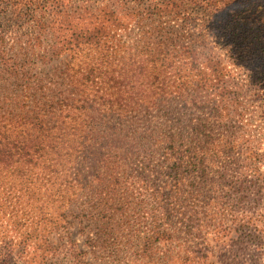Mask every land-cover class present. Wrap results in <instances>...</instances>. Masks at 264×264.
<instances>
[{
	"label": "rangeland",
	"instance_id": "374dc122",
	"mask_svg": "<svg viewBox=\"0 0 264 264\" xmlns=\"http://www.w3.org/2000/svg\"><path fill=\"white\" fill-rule=\"evenodd\" d=\"M131 7L127 22L133 53L143 44L164 59L154 73L160 72L166 87L164 108L175 110L177 121L163 119L161 125L166 132L176 128L174 148L165 135L144 153L139 141L135 152L122 141V151L113 153L111 168L100 180L90 172L72 178L70 169L59 167L53 196L34 182L37 175L31 174L28 184L14 170L1 169L0 250L16 251L29 236L48 240L49 247L40 240L28 250L38 244L51 264H170L168 259L174 264H262L250 255L264 248L263 90L230 59L206 27L205 14L189 0L181 6L186 19L172 21L147 13L146 4ZM34 30L30 16L0 7V129L5 114L19 111L24 94L34 93L41 80L52 83L69 59L44 58L43 50L33 46ZM168 31H174V40ZM185 46L197 53L202 72L181 54ZM209 59L225 65L221 89L201 83V77L206 84L213 79ZM175 161L183 165L174 169ZM66 182L71 185L63 198L57 188ZM155 225L170 237L145 250L144 237ZM252 233L262 241L247 242Z\"/></svg>",
	"mask_w": 264,
	"mask_h": 264
},
{
	"label": "trees",
	"instance_id": "16d2710c",
	"mask_svg": "<svg viewBox=\"0 0 264 264\" xmlns=\"http://www.w3.org/2000/svg\"><path fill=\"white\" fill-rule=\"evenodd\" d=\"M205 14L209 32L230 59L243 68L250 81L264 92V0H189ZM183 0H0V7L12 13L19 11L30 16L35 28L34 47L42 49V56L50 59L66 55L69 58L52 83H42L34 93L24 94L16 114H5L0 129V170H14L22 183L34 181L51 191L57 185L58 168L70 169L72 178L86 172L94 178H103V170L111 168L113 153L122 151L126 141L129 151H142L160 144L162 136L170 138V148L177 137L173 125L168 132L161 125L175 123V110L165 107L166 87L157 68H161L160 52L140 45L135 53L128 41L132 3L146 4L147 13L165 21L186 19ZM174 30V29H173ZM174 40V31H168ZM163 35V34H162ZM165 40L168 35L165 34ZM164 36H162L163 38ZM145 41V40H144ZM48 47L45 51V44ZM162 42H157L161 46ZM154 44V43H153ZM152 43L150 44L151 48ZM186 49V50H185ZM182 55L191 59L192 69L198 68V55L185 46ZM82 55V62H73ZM146 55V58H145ZM164 60V59H163ZM212 78L202 85L223 88L219 80L224 76L223 61L209 59ZM152 67L154 75L147 74ZM78 67L79 72L70 70ZM165 89V90H164ZM222 91H224L222 89ZM101 123V124H100ZM2 130V133H1ZM182 135L181 131L178 135ZM139 141V149L135 143ZM120 142V143H119ZM191 148H189V151ZM190 159L193 158L189 154ZM181 159V158H180ZM192 160L188 162L190 166ZM175 161L173 167L182 166ZM43 174L44 177L39 175ZM62 185V184H61ZM71 183L58 186L65 197ZM65 191V192H64ZM64 193V194H62ZM170 237L167 231L155 225L144 237L143 247L152 248L156 241ZM15 251L13 247L0 250V264H51L38 244L29 251L32 242L24 237ZM259 243L262 238L252 233L247 242ZM49 247V244L47 245ZM251 254V261L264 264V248ZM38 251V252H37ZM27 253H30L31 260ZM22 257V258H21ZM15 258L17 262H12ZM14 261V260H13ZM170 264L175 261L168 259ZM65 264V263H61ZM73 264H80L74 262ZM238 264V263H237Z\"/></svg>",
	"mask_w": 264,
	"mask_h": 264
}]
</instances>
